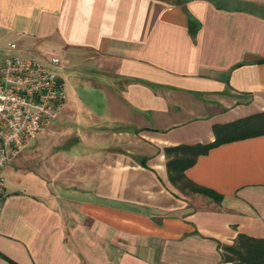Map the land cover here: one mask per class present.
<instances>
[{"label": "crops", "instance_id": "crops-1", "mask_svg": "<svg viewBox=\"0 0 264 264\" xmlns=\"http://www.w3.org/2000/svg\"><path fill=\"white\" fill-rule=\"evenodd\" d=\"M21 54L58 59L64 99L36 167L3 169L0 264H228L216 243L264 239V135L183 172L219 203L162 154L264 112V0H0V64Z\"/></svg>", "mask_w": 264, "mask_h": 264}, {"label": "built area", "instance_id": "built-area-1", "mask_svg": "<svg viewBox=\"0 0 264 264\" xmlns=\"http://www.w3.org/2000/svg\"><path fill=\"white\" fill-rule=\"evenodd\" d=\"M8 48L14 50V45ZM47 63L11 55L0 64V199L4 196L3 169L59 114L62 81Z\"/></svg>", "mask_w": 264, "mask_h": 264}, {"label": "trees", "instance_id": "trees-1", "mask_svg": "<svg viewBox=\"0 0 264 264\" xmlns=\"http://www.w3.org/2000/svg\"><path fill=\"white\" fill-rule=\"evenodd\" d=\"M213 141L205 145H178L162 149L168 183L179 193L188 192L219 203L221 196L188 181L183 172L208 150L228 142L264 135V112L254 113L223 125L212 126ZM145 167L146 158L140 159ZM221 263L264 264V239L237 235L229 245L216 243ZM8 264H13L8 261Z\"/></svg>", "mask_w": 264, "mask_h": 264}, {"label": "rangeland", "instance_id": "rangeland-1", "mask_svg": "<svg viewBox=\"0 0 264 264\" xmlns=\"http://www.w3.org/2000/svg\"><path fill=\"white\" fill-rule=\"evenodd\" d=\"M21 57H28V58H36L35 55H31V54H21L19 55ZM73 150H77L78 152H83L85 149V146H77L76 148H73ZM29 159V160H28ZM36 158L34 157H26V153L19 154L16 158L13 159V161L10 163L9 167L12 168V170L15 171H19L21 172H25L28 169H30L31 165L35 168L36 167ZM19 178L20 176H13V173H8L3 171V178H4V183L6 184V186H8L7 184L10 181L15 180V178ZM183 194H186L187 196L191 197L192 194L188 193V192H184Z\"/></svg>", "mask_w": 264, "mask_h": 264}]
</instances>
